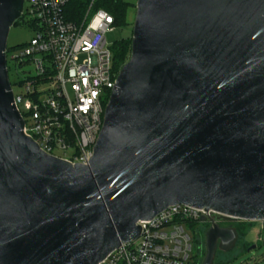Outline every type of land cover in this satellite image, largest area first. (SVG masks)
Here are the masks:
<instances>
[{
	"label": "water",
	"instance_id": "1",
	"mask_svg": "<svg viewBox=\"0 0 264 264\" xmlns=\"http://www.w3.org/2000/svg\"><path fill=\"white\" fill-rule=\"evenodd\" d=\"M23 4L0 0V264H102L176 205L264 221V0H137L86 165L23 131L6 59ZM235 237L212 223L203 264Z\"/></svg>",
	"mask_w": 264,
	"mask_h": 264
},
{
	"label": "built area",
	"instance_id": "2",
	"mask_svg": "<svg viewBox=\"0 0 264 264\" xmlns=\"http://www.w3.org/2000/svg\"><path fill=\"white\" fill-rule=\"evenodd\" d=\"M70 1L24 0L21 18L36 28V34L17 54L9 56L7 50L6 59L8 74L10 64L24 75L14 83L20 94L13 96L25 121V135L47 155L86 165L120 72L107 39L115 18L95 9L98 0H86L83 13L72 19ZM228 220L233 219L215 211L171 206L154 219L139 222V239L122 244L102 264H200L192 255L188 225L220 226ZM256 223L260 242L264 221Z\"/></svg>",
	"mask_w": 264,
	"mask_h": 264
},
{
	"label": "rangeland",
	"instance_id": "3",
	"mask_svg": "<svg viewBox=\"0 0 264 264\" xmlns=\"http://www.w3.org/2000/svg\"><path fill=\"white\" fill-rule=\"evenodd\" d=\"M130 5L126 16V25H115L113 30L107 34V39L110 46H114L120 41L125 40L126 47L129 46V51L125 58L120 62L121 69L129 61L131 55V45L133 37V26L136 16L137 0H122ZM36 34V28L25 23L15 25L10 29L7 48L9 56L18 53V49L24 44L29 43ZM10 62V61H9ZM9 66V80L13 84V93L20 94L21 88L18 83L24 75L17 71L14 65ZM46 89L47 86H43ZM221 227L233 230L237 236L236 241L228 248H223L218 244L214 256L213 264H264V232L261 233L262 240L257 241L260 231V224L256 222H247L243 220H228L221 222ZM211 227L210 224H191L187 227V232L192 238V255L200 264H203L207 250L205 245L206 232ZM203 232V235L201 234ZM250 246H248V245ZM256 245V248L251 252L247 250Z\"/></svg>",
	"mask_w": 264,
	"mask_h": 264
},
{
	"label": "trees",
	"instance_id": "4",
	"mask_svg": "<svg viewBox=\"0 0 264 264\" xmlns=\"http://www.w3.org/2000/svg\"><path fill=\"white\" fill-rule=\"evenodd\" d=\"M86 5V0H71L69 5V13L72 19H77L83 13ZM130 5L122 0H98L95 9H104L111 13L115 18V25H126V16ZM25 24L24 18H20L15 25ZM126 39L120 41L112 47L115 61V70H121L120 62L125 58L129 51V46L126 47ZM9 51V49L7 48ZM248 245V244H247ZM250 246V245H248Z\"/></svg>",
	"mask_w": 264,
	"mask_h": 264
},
{
	"label": "flooded vegetation",
	"instance_id": "5",
	"mask_svg": "<svg viewBox=\"0 0 264 264\" xmlns=\"http://www.w3.org/2000/svg\"><path fill=\"white\" fill-rule=\"evenodd\" d=\"M221 227V226H220ZM221 228H224V227H221ZM201 234L203 235V232H201ZM236 239H237V236L235 237V239H233L232 241H229V242H227V243H225V244H221V246L223 247V248H228L229 246H231L235 241H236Z\"/></svg>",
	"mask_w": 264,
	"mask_h": 264
}]
</instances>
